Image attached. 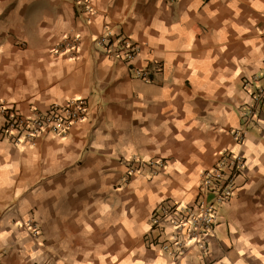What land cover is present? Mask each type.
<instances>
[{
	"label": "crops",
	"instance_id": "crops-1",
	"mask_svg": "<svg viewBox=\"0 0 264 264\" xmlns=\"http://www.w3.org/2000/svg\"><path fill=\"white\" fill-rule=\"evenodd\" d=\"M85 1L0 0V102L89 100L64 136H0V264H264V103L235 138L264 86V0ZM106 30L140 45L131 63L99 43ZM69 34L77 50L56 53ZM152 60L153 80L136 77ZM229 150L246 166L207 250L153 244L157 207L194 202Z\"/></svg>",
	"mask_w": 264,
	"mask_h": 264
},
{
	"label": "built area",
	"instance_id": "built-area-1",
	"mask_svg": "<svg viewBox=\"0 0 264 264\" xmlns=\"http://www.w3.org/2000/svg\"><path fill=\"white\" fill-rule=\"evenodd\" d=\"M86 3L88 10L91 11L93 8L89 0ZM80 39L78 34L64 36L58 43L56 53L75 52ZM99 43L112 58H119L126 63H131L136 53L140 51V45L132 42L129 37L115 36L108 30L102 34ZM132 69L136 77L152 81L153 75L159 72L162 66L159 61L152 60L146 67ZM262 103L264 86L257 87L252 94V101L242 110V127L240 131L235 132L238 141H243L246 129L251 121L257 118ZM88 110L89 100L86 97H73L63 103L52 104L45 111L33 108L30 114H25L15 105L9 106L0 102V111L3 113L0 136L19 144H31L39 135L46 132L64 136L75 122L86 117ZM148 163L153 165V161ZM245 166L244 156L229 150L213 166L202 171L198 183V196L194 202L161 203L152 216L151 223L164 237L153 238L152 243H157L165 250L171 248L175 257L193 244L207 250V235L214 233L218 207L233 195L236 188L235 178ZM33 232L38 233L37 227L33 228Z\"/></svg>",
	"mask_w": 264,
	"mask_h": 264
}]
</instances>
